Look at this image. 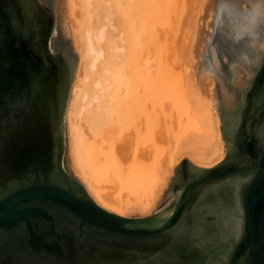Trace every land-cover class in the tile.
Here are the masks:
<instances>
[{
    "label": "water",
    "instance_id": "obj_1",
    "mask_svg": "<svg viewBox=\"0 0 264 264\" xmlns=\"http://www.w3.org/2000/svg\"><path fill=\"white\" fill-rule=\"evenodd\" d=\"M65 20V0H0V264H264V67L221 115L223 159H182L168 202L124 218L70 168L78 58Z\"/></svg>",
    "mask_w": 264,
    "mask_h": 264
},
{
    "label": "bare ground",
    "instance_id": "obj_2",
    "mask_svg": "<svg viewBox=\"0 0 264 264\" xmlns=\"http://www.w3.org/2000/svg\"><path fill=\"white\" fill-rule=\"evenodd\" d=\"M177 1H66L78 57L66 114L72 172L95 204L120 217H148L164 194L168 202L169 182L182 159L201 168L223 159L221 115L229 117L239 107L253 72L238 81L242 86L235 93L236 105L228 93L236 87L227 90L221 80L208 100L195 92L198 82L184 75L188 70L176 72V79L172 74L166 82L160 79L163 33L176 22ZM184 38V47L183 40L180 46L179 40H174L176 46L170 42L180 65L189 47ZM164 96H176L168 99L179 103L185 123L180 118L176 127L168 126L169 113L160 123Z\"/></svg>",
    "mask_w": 264,
    "mask_h": 264
},
{
    "label": "rangeland",
    "instance_id": "obj_3",
    "mask_svg": "<svg viewBox=\"0 0 264 264\" xmlns=\"http://www.w3.org/2000/svg\"><path fill=\"white\" fill-rule=\"evenodd\" d=\"M66 1L67 0H65L66 16L68 17L67 6H66L67 2ZM148 1L150 3V0H148ZM221 2H222V0H178L177 1V7H178L177 13H178V15L176 13V15L174 17L177 16L178 18L177 17L175 18L176 22H175V20L173 21L174 26L172 25V21H171V25L173 27L171 25H169V29L167 28L168 31L166 30V33H163V39H164L163 40V47H161L162 49H160V53L162 52V55H163V57H162L163 59L162 58H160V59H162L163 62L161 64V67H159L160 68L159 73L161 72L160 73V79L162 78V80H164V78L166 77L165 78V80H166L167 77L171 78L172 75L175 78L176 75L174 76V74L178 71L186 72L188 70L187 72H189V75L187 72L184 73V75H187V77L190 80L194 79L192 81V83L198 82L197 89H196V86H195L196 90L194 89L195 92H198V90H199L200 91L199 93L203 95V98H205V99L208 98V100H211V96L213 94L214 88L216 89V86H218V83L220 84L221 81L224 82L227 90L229 87H231V85H234L236 87L235 91L231 90V92H230L228 90V93H229V95L233 96L231 101L235 100L233 103L236 105L239 103V99H237L235 97V93H237V91H240V87L242 86V85L238 86L237 83L240 80V78H242L246 75H250L251 72H249L247 70H241L240 71V68L238 67L236 69V72L233 73V71L231 70V65H233V64L237 65V63H240L241 61L244 60L243 58H245L246 55L249 53L247 51H248V48L250 47L249 46L250 42L248 40H242V41L236 42V41L229 38V36L227 34L229 30L227 28L218 27L214 14L217 10L218 5ZM234 2L238 6H244L247 4V0H234ZM184 3L186 5L185 7L187 9L184 8V10H183L182 8H183ZM201 5H203V8L200 7ZM147 13H149V12L147 11ZM181 13L183 14V17H179L181 15ZM179 18H182L181 20H184V21L180 22L181 24L178 21V23H179L178 25L179 26L181 25V27H179L177 25V19H179ZM65 23L67 24V27L69 29V34H70V37H67V39H69L71 42V31H70L71 29H70L69 18H68V20H65ZM170 27H172V28H170ZM187 30L190 32V34L187 33ZM176 31L178 34L176 33ZM175 34H177V35H175ZM184 35H185V37L187 35V38L189 39V42H188L189 44H187L189 47H185L184 48L185 50L183 49L184 50L183 52H185L186 56L182 60V61H184L183 62L184 65L181 64L182 65L181 66L179 60L177 59L176 54L173 53L174 50L172 51L171 48L173 46H176V44H174V43L177 40H179V41H177L178 46H180L183 43V41H184V43L182 44V46L183 45L185 46L186 43H185ZM174 36H177L176 39L173 38ZM177 38H179V39H177ZM170 42H171V44L173 42V44H172L173 46L170 44ZM166 43H167V45H166ZM168 48H170V50H168ZM175 48H177V47H175ZM213 57L215 58V63L219 65L218 68L213 66V64H214ZM162 67H163V69H162ZM201 67L205 68V69H203L204 72H202L203 70ZM77 68H78V66H77ZM77 68H76V72H77ZM187 68H189V69H187ZM205 71L211 72L213 74L212 75V82H208V80L205 78V74H206ZM75 77H76V73H75ZM75 77H74V80H75ZM73 83H74V81H73ZM164 97L166 100H164V98H162L160 103H159V105H161V106H159L161 108V110L165 111V112H163V111L161 112L162 114L160 115V117H161L160 123H162V121H163L162 119L165 118L164 115H167L168 113H169L167 115V117L169 118L168 126L176 127L177 126V120H179L180 118L185 123L186 119H183L185 116L179 115L180 109H179V105H177L179 103L176 102V104H175L174 100L177 99L176 96H174V98H173V96H169V97L164 96ZM170 97L173 98L174 100L168 99ZM171 103H172V105H171ZM162 105H164V107H162ZM170 105H171V107H170ZM174 107L177 110H175ZM175 115H176V117H175ZM176 130L177 129H175V131ZM68 150H69V147H68ZM69 164H70L71 171H73L72 170V164L70 161V157H69ZM166 197H167V195L165 196V194H164V196H162L161 200L159 201V203H157L156 207L153 209V211L151 212L150 215H152L153 213H155L157 210H159L161 208L163 201L166 199ZM131 216L132 217H141V216L135 214V215H130L128 218H130Z\"/></svg>",
    "mask_w": 264,
    "mask_h": 264
},
{
    "label": "clouds",
    "instance_id": "obj_4",
    "mask_svg": "<svg viewBox=\"0 0 264 264\" xmlns=\"http://www.w3.org/2000/svg\"><path fill=\"white\" fill-rule=\"evenodd\" d=\"M203 8V5L200 6ZM217 25L227 28L230 39L239 42L248 40L253 51L251 58H245L243 67L233 64V73L239 67L241 70L252 72L264 67V0H247L244 6H238L234 0H222L214 14ZM213 66L218 68L213 57ZM212 73L206 72L205 78L212 82Z\"/></svg>",
    "mask_w": 264,
    "mask_h": 264
},
{
    "label": "snow or ice",
    "instance_id": "obj_5",
    "mask_svg": "<svg viewBox=\"0 0 264 264\" xmlns=\"http://www.w3.org/2000/svg\"><path fill=\"white\" fill-rule=\"evenodd\" d=\"M59 176H53L52 177V180L54 181V182H56L57 184H59V185H64L65 183H66V181H63V183L61 184V183H58L57 182V178H58ZM59 178H61V177H59ZM62 179V178H61ZM15 185V184H14Z\"/></svg>",
    "mask_w": 264,
    "mask_h": 264
}]
</instances>
